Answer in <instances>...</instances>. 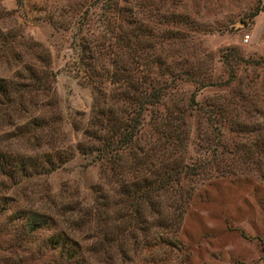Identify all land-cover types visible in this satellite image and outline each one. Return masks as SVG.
Instances as JSON below:
<instances>
[{
	"label": "rangeland",
	"instance_id": "1",
	"mask_svg": "<svg viewBox=\"0 0 264 264\" xmlns=\"http://www.w3.org/2000/svg\"><path fill=\"white\" fill-rule=\"evenodd\" d=\"M104 1L0 0V78L11 84L29 82L23 62L34 72L42 71L43 63L17 42L39 43L48 52L51 73L36 90H28L30 101L23 104H35L30 114L55 112L58 145L73 149L72 156L49 173L0 176V196L8 198L0 201V264H264V155L252 147L250 160H237L233 144L246 141L229 121L233 115H219L221 109L238 112L243 122L260 125L257 131L264 134V0H115L132 10L136 24L129 28L148 30L141 35L148 34L151 53L164 59L172 72H182L177 77L162 75L171 86L158 104L142 111L137 145L156 165L168 160L166 136L178 125L183 134L173 150L187 164L201 162L203 167L167 189L158 202L160 215L143 205L148 210L143 221L150 225L148 244H132L141 236L133 228L106 253L84 251L81 260L66 261L51 243L50 235L63 228L82 248L98 249L97 226L84 216L101 201L110 203L107 216L118 208L117 179L106 163L75 148L83 141L80 130L90 118L95 95L88 78L79 77L78 40L104 33V19H98ZM255 8L259 11L252 15ZM127 16L111 14L120 24L119 17ZM152 69L158 70L155 65ZM102 80L107 94L114 86ZM107 97L108 102L115 100ZM191 97L196 104L190 103ZM223 98L231 109L216 108ZM1 100L0 150L35 152L33 142L16 138L13 131L12 124L27 115H15ZM71 121L79 122V129H73ZM29 212L50 216L52 224L29 230L24 221ZM158 220L168 227L154 225Z\"/></svg>",
	"mask_w": 264,
	"mask_h": 264
},
{
	"label": "trees",
	"instance_id": "2",
	"mask_svg": "<svg viewBox=\"0 0 264 264\" xmlns=\"http://www.w3.org/2000/svg\"><path fill=\"white\" fill-rule=\"evenodd\" d=\"M103 7L102 17L98 19L100 22L104 19V33L96 36L89 33L90 38L80 36L78 40L76 62L82 72L79 77L88 78L90 88L95 91V95L93 96L90 118L84 128L80 130L83 141H77L75 148L81 154L93 153L95 158L106 163L103 165L108 166L107 170L117 179V200L114 201H117L118 208L111 216H107L104 211L110 203L101 201L91 211L92 213H86L84 216L88 222H94L97 226L99 240H97L98 243L96 241L94 243H96V247H99L98 249H94V247L82 248L63 228L50 235L51 243L58 248L60 255L66 261L81 260L84 251L96 256H99L102 250L106 253L108 246L128 237L133 228L141 236L138 240L134 239L132 244H148L146 234L150 225H145L146 222L143 221L145 220L144 210L148 213L143 205L146 203L152 207L151 209H154L155 214L160 215L161 210L158 209V202L167 189L173 183H179L180 178L188 172L203 167L201 162L187 164L173 150L177 146L175 142H178L183 134L178 125L172 134L166 136L167 143L171 147L169 151L171 158L169 156L168 160H159L156 165L154 161L150 160L149 153L142 146L137 145L136 135L142 125V111L148 106L158 104L171 86L170 82L162 75L169 74L172 77H177L182 72H172L164 59L151 53L148 34L145 37L141 35L147 29L135 32L133 27L129 28L136 24L133 19L134 14L129 7H119L115 0L114 3L104 1ZM258 11L259 8H255L252 15ZM113 12L117 15L120 12L127 13V18L119 17L123 24L114 22L111 17ZM113 17L116 19L115 16ZM124 24L128 27V32H126ZM0 40L2 41V38ZM17 43H24L23 45L28 48V52L23 50L24 53L33 57L34 61L42 62L43 68L40 72H34L31 67L25 66L19 52L17 59H21L22 67L28 71L29 82L11 84L0 78V99L5 101L6 106H10L15 115L20 113L27 115L23 122L12 124L16 138H21L26 143L33 142L32 149H35V152L30 154H11L0 150V176L8 179H13L16 176L49 173L66 162L72 156L71 151L73 150H71V145L63 143L58 145L56 125L59 117L55 112L40 109L30 114L35 104L28 102V107L23 104V100L30 101L32 94L28 90H36L51 73L48 70V52L40 48V44L37 42L29 44L26 42L25 44V42L18 41ZM152 65H155L158 70L154 71ZM151 73L160 74L154 77ZM102 79H106L114 86L107 94L104 91L105 86ZM108 95L115 100L108 102ZM241 99L246 101L243 95ZM190 103L196 104L193 97L190 98ZM124 105L125 107H123ZM222 107L231 109V102L223 98L221 103L216 104L217 109ZM209 112L211 115V109ZM219 113L220 119L226 114L233 115H230L229 121L233 123L236 130L241 132L240 135L246 141L233 144L237 160H250L252 147L257 155H264V134L257 131L261 129L260 125L243 122L238 112L221 109ZM213 117L214 115L212 119ZM75 123L79 122L71 121L73 129H79L80 126ZM247 136H249V141H247ZM40 145H44L45 148L37 150ZM133 147H135L134 151H132ZM7 199L6 196H0L2 203ZM24 221L29 230L52 224L50 216L38 212L26 213ZM154 225L168 227L161 220H158V223ZM133 249L135 250V248ZM119 253L121 254L123 251L120 250Z\"/></svg>",
	"mask_w": 264,
	"mask_h": 264
},
{
	"label": "built area",
	"instance_id": "3",
	"mask_svg": "<svg viewBox=\"0 0 264 264\" xmlns=\"http://www.w3.org/2000/svg\"><path fill=\"white\" fill-rule=\"evenodd\" d=\"M247 40V35H244L243 36V41H246Z\"/></svg>",
	"mask_w": 264,
	"mask_h": 264
}]
</instances>
